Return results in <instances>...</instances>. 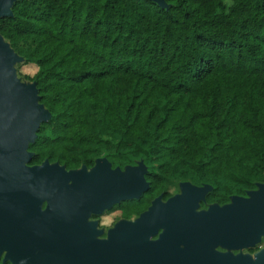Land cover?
Listing matches in <instances>:
<instances>
[{
  "label": "trees",
  "instance_id": "1",
  "mask_svg": "<svg viewBox=\"0 0 264 264\" xmlns=\"http://www.w3.org/2000/svg\"><path fill=\"white\" fill-rule=\"evenodd\" d=\"M163 1L20 0L0 18L50 114L31 164L142 163V200L181 183L245 197L264 184V0Z\"/></svg>",
  "mask_w": 264,
  "mask_h": 264
},
{
  "label": "water",
  "instance_id": "2",
  "mask_svg": "<svg viewBox=\"0 0 264 264\" xmlns=\"http://www.w3.org/2000/svg\"><path fill=\"white\" fill-rule=\"evenodd\" d=\"M17 1L0 0V18L11 17ZM150 1L165 6L163 0ZM21 62L0 37V255L5 251L3 263L10 264H81L85 256L81 249L89 246L87 243L95 244L88 237L96 233L94 224L86 222L89 214L140 198L149 188L147 169L142 163L124 170L111 169L105 158L97 159L90 170L86 166L66 170L47 160L26 167L32 157L28 146L50 114L39 103L36 84L16 79L14 66ZM179 186L181 195L169 201L163 216L182 213L178 238L201 253L173 249L157 253L153 244L145 242L156 222L138 236L143 252H135L133 264H264V249L253 257L205 252L217 243L231 250L253 249L261 243L264 184H258L245 197L233 196L224 207L212 206L207 213L199 214L193 212L197 201L212 188H195L190 183ZM44 202L47 204L42 210ZM154 207L142 215L136 228L156 215ZM163 216L159 223L164 221Z\"/></svg>",
  "mask_w": 264,
  "mask_h": 264
},
{
  "label": "flooded vegetation",
  "instance_id": "3",
  "mask_svg": "<svg viewBox=\"0 0 264 264\" xmlns=\"http://www.w3.org/2000/svg\"><path fill=\"white\" fill-rule=\"evenodd\" d=\"M31 162L32 157L30 162L26 163L25 166L29 168L38 166L37 164H31ZM92 167L87 168V170H90ZM111 169L115 168L111 166ZM194 187L201 188L203 186ZM175 188L178 190H175ZM148 190L143 193V195L146 194ZM211 192L212 189L204 195L203 199L197 201V208L194 209V213H207L212 206L221 208L231 202V200L224 204L210 202L208 196ZM181 193L180 186H169V188L153 198L142 200V195L138 199L115 203L110 208L104 209L101 213H90L86 222L88 224H94L93 230L96 233L89 234L88 237L91 241L95 242V244L87 243L89 246H85L81 249V251L85 253L84 260L81 264H133L135 252H143L137 243L138 236H141L144 229L151 228L156 222L158 223L154 227V231L146 237L145 242L153 244L154 249L159 251L157 253L166 254L173 249L175 251H184L190 254H200L201 251L193 246L186 245L178 238L179 230L182 227L180 219H182L184 215L179 213L172 217H170V215L163 216V214L167 213L166 206L169 204V201L175 196L181 195ZM158 197H160L158 203L155 204ZM46 204L47 203L44 202L41 205L42 210L45 209ZM154 206L157 207L156 215L149 218L146 224H140L139 227L136 228L142 215L149 213L150 208ZM176 209L177 208L174 210ZM162 216L164 221L159 223ZM258 246L260 245H257L253 249L241 248L238 250H231L217 243L213 248H207L205 252H215L219 254L231 253L233 255L242 254L253 257L260 249H264L263 247L258 248ZM243 251L247 252L244 253ZM5 253L4 251L0 255V264H10V262L3 263Z\"/></svg>",
  "mask_w": 264,
  "mask_h": 264
},
{
  "label": "rangeland",
  "instance_id": "4",
  "mask_svg": "<svg viewBox=\"0 0 264 264\" xmlns=\"http://www.w3.org/2000/svg\"><path fill=\"white\" fill-rule=\"evenodd\" d=\"M16 70V79H18L20 82L24 84H30L29 82L25 81L22 77L27 75V76H32L35 73V67L34 66H20L16 69V66H14ZM175 190H178L175 188ZM173 191V189H172ZM244 253L247 251H243Z\"/></svg>",
  "mask_w": 264,
  "mask_h": 264
}]
</instances>
